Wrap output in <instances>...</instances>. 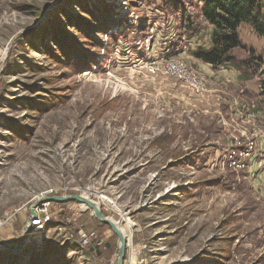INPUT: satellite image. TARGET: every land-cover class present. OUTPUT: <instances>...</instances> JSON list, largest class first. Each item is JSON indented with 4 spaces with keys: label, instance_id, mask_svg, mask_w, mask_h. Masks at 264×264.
Wrapping results in <instances>:
<instances>
[{
    "label": "rangeland",
    "instance_id": "rangeland-1",
    "mask_svg": "<svg viewBox=\"0 0 264 264\" xmlns=\"http://www.w3.org/2000/svg\"><path fill=\"white\" fill-rule=\"evenodd\" d=\"M188 2L0 0V242L53 191L99 204L124 264H264V65L238 66L264 37L242 24L233 62L204 64ZM50 212L0 264H116L91 210Z\"/></svg>",
    "mask_w": 264,
    "mask_h": 264
},
{
    "label": "trees",
    "instance_id": "trees-1",
    "mask_svg": "<svg viewBox=\"0 0 264 264\" xmlns=\"http://www.w3.org/2000/svg\"><path fill=\"white\" fill-rule=\"evenodd\" d=\"M182 3L186 4L184 1ZM179 6L181 7V5ZM187 7L193 9L195 13L190 17L185 8L181 7L183 14L180 15V18H182L184 30L193 32L194 25L199 23L212 28L210 45L198 47L193 52L194 58L204 64L218 67L233 62L234 57L231 52L234 49L242 48L238 34L242 24H248L257 35L264 37V0H190ZM98 26V24L95 27L93 25V28H99ZM106 32V28L96 29V33L101 35ZM253 60H257L256 68L264 65L261 58L250 54L245 60L238 63V66L249 68V64L254 63Z\"/></svg>",
    "mask_w": 264,
    "mask_h": 264
},
{
    "label": "water",
    "instance_id": "water-1",
    "mask_svg": "<svg viewBox=\"0 0 264 264\" xmlns=\"http://www.w3.org/2000/svg\"><path fill=\"white\" fill-rule=\"evenodd\" d=\"M44 202H54V203H68V202H76L85 206L86 209L91 210L92 215L98 220L101 224L108 226L111 231L116 235L118 240V258L116 264H124L125 256H126V247H127V239L123 234V230L120 229L119 225L115 223L113 220L108 219L103 216L99 204L94 202L89 198H85L81 194L78 195H67V196H48L45 198L38 199V201L32 206L30 210V218L27 224V231L18 244L11 247L5 243L0 242V247L4 249H9L12 251L19 250V248L23 245L25 239L28 236L29 230H31L30 223L36 217L35 209L36 207Z\"/></svg>",
    "mask_w": 264,
    "mask_h": 264
},
{
    "label": "built area",
    "instance_id": "built-area-1",
    "mask_svg": "<svg viewBox=\"0 0 264 264\" xmlns=\"http://www.w3.org/2000/svg\"><path fill=\"white\" fill-rule=\"evenodd\" d=\"M241 158H243L242 155H241ZM52 193H53V191L41 193L37 199H41V198L51 196ZM84 197L87 198L86 195ZM52 204H54V202H44V203L39 204L36 207V209H35L36 217L30 223L31 229L34 232H41L42 229L50 223V220L52 218V214L50 212V207ZM56 204H65V203H56ZM28 222H29V220H28ZM1 225L2 224L0 223V227H1ZM91 236H94V234H86L85 233V234L81 235V239H82V241L87 242V241H89Z\"/></svg>",
    "mask_w": 264,
    "mask_h": 264
},
{
    "label": "crops",
    "instance_id": "crops-1",
    "mask_svg": "<svg viewBox=\"0 0 264 264\" xmlns=\"http://www.w3.org/2000/svg\"><path fill=\"white\" fill-rule=\"evenodd\" d=\"M29 216H30V212H29Z\"/></svg>",
    "mask_w": 264,
    "mask_h": 264
},
{
    "label": "bare ground",
    "instance_id": "bare-ground-1",
    "mask_svg": "<svg viewBox=\"0 0 264 264\" xmlns=\"http://www.w3.org/2000/svg\"><path fill=\"white\" fill-rule=\"evenodd\" d=\"M83 206V205H82ZM85 207V206H84ZM128 262V261H127Z\"/></svg>",
    "mask_w": 264,
    "mask_h": 264
}]
</instances>
